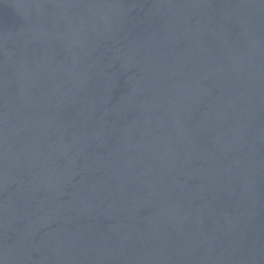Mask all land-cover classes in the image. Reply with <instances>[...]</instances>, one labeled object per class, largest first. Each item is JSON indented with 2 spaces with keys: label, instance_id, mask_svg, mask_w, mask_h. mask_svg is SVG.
I'll return each mask as SVG.
<instances>
[{
  "label": "water",
  "instance_id": "95a60500",
  "mask_svg": "<svg viewBox=\"0 0 264 264\" xmlns=\"http://www.w3.org/2000/svg\"><path fill=\"white\" fill-rule=\"evenodd\" d=\"M0 264H264V0H0Z\"/></svg>",
  "mask_w": 264,
  "mask_h": 264
}]
</instances>
